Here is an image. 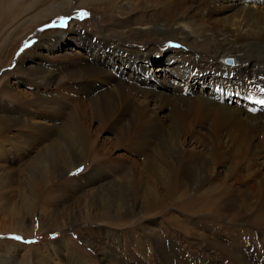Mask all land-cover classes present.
I'll return each instance as SVG.
<instances>
[{"label":"rangeland","instance_id":"374dc122","mask_svg":"<svg viewBox=\"0 0 264 264\" xmlns=\"http://www.w3.org/2000/svg\"><path fill=\"white\" fill-rule=\"evenodd\" d=\"M237 1L249 4L247 0ZM46 2L49 3L47 6L54 7L60 6L61 2L70 3L74 7L70 13L71 19L64 23L58 17L51 18L46 20L47 23L43 22L46 26H36L29 33V28H26L31 21L37 20L34 15H39L45 6L41 3L12 24H6L0 31V63L3 62L0 65V86L3 84V87L0 89L4 88L7 93H13L22 100H39L37 107L25 109L28 110L23 117L27 120L25 123L12 128L0 126V139L5 140V144H1L4 152L0 155V175L4 173L12 177L8 189L18 193L27 177L24 172L27 164L38 160L37 156L43 154L50 145L63 141L58 132L60 127L75 129L83 126L89 140L82 161L71 165L70 162L59 160L51 182L43 188L48 196L50 191L70 194L72 198L67 203L68 210L60 209L58 198L50 197L48 204L42 202L31 215L32 222L28 224L31 233L27 234L28 237L20 233L0 234V256L12 259L13 264H103L91 245L104 244L107 239H111L115 258L110 264H213L212 256L219 255L233 242H244L249 235L250 240L254 238L249 241L247 248L256 247L255 250H258L257 245L264 239V228L259 230L248 224L229 222V213L215 215L210 207L211 199L202 194L217 185L220 188L231 185L230 176L233 173L237 174H234V178L238 183L248 182L249 187L260 191V187H264V149L258 156L253 154L254 157L250 151L252 137L256 138V149L264 148L263 137L244 128L242 121L232 124L225 116L216 118L210 103L214 97L213 91L202 85L211 87L210 77L199 79L200 74L195 73L194 77L184 79L176 69L179 65L192 68L197 64L194 55L197 47L192 49L182 45L175 37L172 41H165L158 34L144 39L135 36L121 39L112 37L113 31H122L121 27H124L123 30L134 28L122 18L148 12L159 15L171 0H153L148 5L142 4L140 9L130 12L128 16L113 18L116 25L105 24L101 13L97 14L85 0ZM228 2L218 1L216 13L209 17L211 22H221L231 16L232 11L225 8ZM255 5L264 7V2ZM81 12L87 15L81 17ZM190 19L195 20L193 14ZM72 21L79 22L81 26H76L78 30L84 31L87 26L90 34H96L92 29L98 30L105 25L102 38L116 39L126 50L135 55L141 54L152 62L151 65L141 63L147 66L148 71L138 75L139 82L132 80L130 68L117 76L118 64H107L102 68L101 81L115 76L122 81L127 79V82L143 89L142 93L135 95L130 109L117 102L123 109L104 126H101V122L107 117L91 110V101L82 97L78 86L72 88L74 90L63 89V92H58L54 86L43 90L36 86L34 80L15 76L13 72L22 55L32 49L40 34L58 25L64 27L68 37L61 40L56 49L46 52L47 56L37 55L28 59L27 65H34V61L42 62L47 65L45 70H49L58 60L68 64L84 61L88 55L86 50L80 48L78 41L69 38L73 33L69 30L73 27L70 25ZM208 34H212V31ZM198 35L195 34L197 38ZM201 40L198 38L196 41L199 44ZM12 45L15 46L14 50ZM5 49L9 50L8 55ZM172 50L183 51L184 57L174 59ZM217 61L223 64L230 61L229 64L233 65L235 60L218 57ZM236 65L235 62L234 66L225 67L234 68ZM148 74L150 76L146 79ZM232 85L228 88L232 89ZM239 85L242 87V84ZM241 94L240 91L236 96ZM237 98L226 102L231 113L232 109H247L244 103L248 101ZM6 104L14 109L17 107L9 98ZM81 104L83 108L79 109ZM159 106L163 107L162 110H159ZM260 107L255 105L247 113L264 112ZM124 114L133 115L132 120L123 121ZM72 153L76 155L77 150ZM103 176H108L109 183L117 187L109 191L107 196L110 197L104 201L95 199L90 202L91 215H97L102 203L107 205L110 210L107 214L110 219L108 224L99 225L84 220L69 225L67 230H58L56 223H49L44 229L39 216L45 208L56 210L58 219L66 221L65 212L70 214L73 210L74 214H78L88 203L87 191L77 192L78 186ZM18 204L15 202L14 206L17 208ZM13 216L12 206L9 210H0V230L14 227L11 220ZM241 230L246 231L244 241L241 234L237 233ZM232 238H236V241ZM169 252L176 253L174 259H165L164 254Z\"/></svg>","mask_w":264,"mask_h":264},{"label":"bare ground","instance_id":"6f19581e","mask_svg":"<svg viewBox=\"0 0 264 264\" xmlns=\"http://www.w3.org/2000/svg\"><path fill=\"white\" fill-rule=\"evenodd\" d=\"M46 1L47 0H26L25 2V0H0V31L6 24H12L24 13H27V11L29 12V10H34L35 7L41 3H44L45 6L39 11V15H34V18L37 17V20L31 21L32 23L30 26L26 28V30L29 28V33H31L36 26L45 25L43 22L51 18L56 17L57 19L58 17L63 19L64 23L71 19L70 13L73 11L74 7L70 5V3L61 2L60 6L54 7L52 5L47 6L49 3ZM52 1L56 2L60 0ZM85 1L88 3L87 5L94 7L97 14L101 13L105 18L103 20L106 21L105 24L116 25L113 18L128 16L130 12L140 9L142 4L148 5L153 0ZM218 1L219 0H171V2L162 9L159 15L158 13L148 12L146 14L140 13L134 15L131 18H122L126 19L134 28L123 30L124 27H121L120 29H122V31H113L112 33L114 34H112V37L121 39L123 37L135 36L136 38L144 39L149 35L158 34L162 38H165V41H172L175 37V39L177 38L180 40L178 43L182 45L192 49L194 46L197 47V49H202V52L197 49L194 51L195 58L198 61L195 60L197 64H194L192 68L188 65H179L176 69L181 73L184 79H189L191 76L194 77L195 73L200 74L198 75L199 79L210 77L208 80L211 87L203 83L202 85L206 87V89L210 88L213 91L214 97L213 100H210V103L213 106L216 118L218 117L219 119L221 116H225L232 124L241 123L242 121L244 128L251 129L257 136H262L264 139V112L260 111L255 114L247 113L248 110L252 109L255 105H258V107L261 106L260 109L264 110V104L258 102L264 100V91H262V89H264V7L255 5L257 2L263 3L264 0H247V2H249L247 5L237 0H229V5L225 8L227 11H232L231 16L224 21L213 23L209 20V17L210 14L216 13ZM192 14L195 20L190 19ZM208 22L213 23V25ZM70 25L73 27H70L69 30L73 33L69 38L78 41L80 48L85 49L88 54L84 61L76 64H68L58 60L55 66L53 65L49 70H45L47 65H43L42 62L34 61V65H27L28 59H32V57H36L37 55L47 56L46 52H51L56 49L57 46L60 45V41L68 37L67 33L63 30L64 27L58 25L40 34V38L32 46V49L26 51L18 61L13 70V72H15L14 75L28 77L34 80L36 86L43 90H47L51 86H54L57 88L58 92H63V89L67 91L70 90L69 88L72 89L78 86L82 97L91 101L89 103L91 110L107 117L106 120L101 122V126H104L109 119L123 109L117 102L123 103L124 107L130 109L134 103L135 95L142 93L143 89L135 86L134 83L130 81H128L130 82L128 84L127 79L122 81L115 76L101 81L100 78L103 75L102 68L107 64H118L116 76L119 75V73L123 74L127 68H130L132 80L138 81L140 80L138 75L140 73L145 74L148 71L147 66H143L141 63L144 62L151 65L152 62L148 58H143L141 54L135 55L129 50H126L124 45H121L116 39L113 40L108 37L102 38L101 34L103 35L104 33L103 28H105V25L98 30L92 29L96 34H90V30H88L87 26L84 31L83 29L78 30L76 26H81L79 22L72 21ZM74 27H76V29H74ZM210 31H212V34H208ZM196 33H199L198 38L202 39L199 41V44L196 41L198 39L197 36H195ZM94 36H97V38H94ZM189 41H191V43H189ZM173 42H176V40H173ZM14 47L12 45L11 48L14 50ZM172 52H174V59L184 57L183 51L172 50ZM6 54H9V50L6 51ZM218 57L222 59L234 58L235 61L233 65L226 62V64H223L217 61ZM235 62L237 65L234 68L225 67V65L229 67L234 66ZM2 63L3 62H1L0 65H2ZM0 68H2V66H0ZM159 72H162V70H159ZM149 76L150 74H148L146 79H148ZM145 82L146 80L144 83ZM71 84H74L75 87ZM239 84H242V87H240ZM2 85L0 87H3ZM231 85L233 88H228ZM240 91L243 95L236 96ZM237 97L244 98V100L246 99L248 101V103L245 104L240 99V101L247 106V109L245 107L243 108L244 110L232 109V114L226 102L232 101L233 98L236 99ZM7 98L17 104L15 109L12 106H7ZM38 104V99L32 101L22 100L13 93H7L4 88L0 89V126L12 128L11 126L25 123L27 120H24L23 117L27 115V111L37 107ZM27 108L29 109L25 110ZM82 108L83 105H79V109ZM158 108L162 110L163 107L159 106ZM208 108L209 106L206 109ZM132 118L133 115L129 114L125 116L124 114L122 120L129 122ZM58 132L62 136L63 141L50 145L43 154L37 156L38 160H34L27 164L24 169L27 177L25 181L21 183L22 187H20L18 193L8 189L11 186L10 182L12 181V177L1 173L0 210H9L12 206L14 216L11 220L14 223V227L0 230V234L20 233L27 236V234L31 233L29 232L28 224L32 222L31 215L34 209L42 202L48 204V200H51L50 197H52V199L58 198L61 205L60 209L66 208L68 210L69 205H67V203L72 198L70 194L53 193L50 191L51 193L48 196L47 192L43 191V188L51 182L54 172L57 170V163L59 160L62 159L66 162H70L71 165H77L79 161H82L83 152L87 147L89 135L84 130L83 126H78L75 129L60 127ZM253 134L252 136H254ZM254 141H256V138L252 137V151L250 152H252L251 155L254 154L258 156L264 148L256 149ZM1 144H5L4 139H0V155L4 152ZM73 150H77L76 155H73ZM234 174L236 173L230 176L231 185L226 188H220L217 185L214 189L204 192L202 196L211 199L210 207H212V212L215 215L218 213H229L231 216L229 222L236 221L240 224L253 226L254 229H263L264 187L262 188L261 186L260 191H258V189L249 187L250 184L248 182V185L244 182L238 183L234 178ZM78 187V190H76L77 192L87 191L86 199L88 203L84 205V208L78 212V214H74L73 210H71L70 214L68 212H65V215L62 213L64 219H66V221L63 220L62 222L56 216V210L49 211L45 208V210H43L44 213L39 216V222L40 224L43 223L44 229L49 226V223H56V228L58 230H67L69 225L79 224L84 220L99 225L109 223L107 214L110 210L108 206L102 203L98 207L99 212L97 215L92 216L90 202L95 199L104 201L106 198H109L110 195L107 196L109 191L114 190L117 185H114L112 182L109 183L108 176H103L93 179L89 183L80 184ZM15 202L19 203L17 208L14 206ZM44 217L45 219L43 221ZM234 232L235 230L233 233ZM237 233L241 234L240 237L244 241V234L246 231L241 230V232ZM232 240L236 241V238H232ZM251 240L249 235L244 242H233L229 248L223 250L219 255L212 256L214 259L213 264H264V239L257 245L258 250H255L256 247L247 248ZM112 244H114L113 241L107 239L104 244L91 245L93 252L98 255L99 261H102L103 264H110L115 258H113L112 254ZM164 256L165 259H172L176 256V253L169 252L165 253ZM78 262L77 260V263ZM13 263L14 261L12 259L0 256V264ZM74 263H76L75 259ZM119 263L121 264V262Z\"/></svg>","mask_w":264,"mask_h":264},{"label":"snow or ice","instance_id":"6c2138e0","mask_svg":"<svg viewBox=\"0 0 264 264\" xmlns=\"http://www.w3.org/2000/svg\"><path fill=\"white\" fill-rule=\"evenodd\" d=\"M79 15L81 17H83V16L87 15V13L81 12ZM262 91H264V89H262ZM258 102L261 103V104H264V100H261V101H258ZM17 239H19V237H17Z\"/></svg>","mask_w":264,"mask_h":264},{"label":"water","instance_id":"95a60500","mask_svg":"<svg viewBox=\"0 0 264 264\" xmlns=\"http://www.w3.org/2000/svg\"><path fill=\"white\" fill-rule=\"evenodd\" d=\"M227 63H230V61H228Z\"/></svg>","mask_w":264,"mask_h":264}]
</instances>
